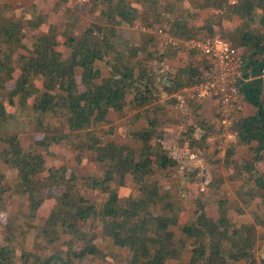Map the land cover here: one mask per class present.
Segmentation results:
<instances>
[{"label": "trees", "instance_id": "obj_1", "mask_svg": "<svg viewBox=\"0 0 264 264\" xmlns=\"http://www.w3.org/2000/svg\"><path fill=\"white\" fill-rule=\"evenodd\" d=\"M85 1L89 13L98 15L97 23L85 29L71 9L65 10L59 28L46 14L33 13L25 24L7 15L8 5L0 7V90L6 97L0 99V141L6 145L0 155V214L6 216L0 220V264L115 261L120 253L102 249L100 241L125 250L122 259L127 264H264V258H255L257 244L264 240V0H201L190 8L184 7L186 0ZM194 10L213 14L200 21ZM138 22L182 41L219 34L241 52L237 85L256 113L237 123V142L227 146L224 164L232 171L228 181L244 184L235 190L244 206L260 199L254 223L234 221L231 210H240L225 191L212 201L194 197L195 210L184 220V208L161 192L157 171L184 168L165 146L166 129L158 118L166 104L178 102L161 99L192 86L200 72L191 63H184L175 78H169L167 70L161 72L164 67L155 66L151 48L160 45L161 37L140 31V41L132 43L119 33L120 27ZM25 28L38 34L29 46ZM173 50L167 45L158 61L175 58ZM111 114L127 119L132 144L105 140L118 130ZM23 118H34V130L43 136L28 150L18 132ZM201 118L181 144L194 155L208 146L212 131ZM52 146L96 154L102 175H90L84 186L106 196L103 201L85 199L65 156L63 165L47 166ZM240 146L251 147L249 158L235 159ZM200 173L185 169L182 182L196 185ZM127 176L138 195L122 201L118 188ZM220 185L211 179L200 190L219 192ZM13 199L26 209L12 211L8 203ZM48 199L55 203L40 225L39 213ZM163 204V212L156 213Z\"/></svg>", "mask_w": 264, "mask_h": 264}, {"label": "rangeland", "instance_id": "obj_2", "mask_svg": "<svg viewBox=\"0 0 264 264\" xmlns=\"http://www.w3.org/2000/svg\"><path fill=\"white\" fill-rule=\"evenodd\" d=\"M58 0H0V7H4V5H8L7 8V15L14 20H24V23L26 24L25 19L33 13H41L46 14L48 16L49 23L57 25L59 28H62L64 24V12L66 9H71L74 12L77 13V16L79 18L80 25L83 29L89 27L93 23H97V14H91L89 13V6H87V3L85 0H74L69 4H65L62 7L57 4ZM201 3V0H186L184 2V7H196ZM212 12L209 10H203L202 12H198L194 10L195 18L200 21H206L210 17H212ZM140 23H136L133 27H120L119 33L124 38L130 39L132 43H138L140 41ZM46 30V26L43 28ZM26 34H27V41L25 42L26 45H30L29 42H33L35 40V37L38 35L36 31L30 30L28 28H25ZM157 35V34H155ZM159 36V35H157ZM160 37V36H159ZM208 36H202L200 40H205ZM210 37V36H209ZM29 41V42H28ZM158 47L153 46L152 52L155 53L154 63L155 66L158 68L161 64L159 60V55L162 51L165 50V46L167 44L163 41L161 38V42H159ZM156 49V51H155ZM176 51V50H173ZM177 52V51H176ZM178 53V52H177ZM187 62V61H185ZM180 63V62H179ZM185 64H180L178 67L175 68H168L167 71L171 72L172 75L168 76L169 78H175L178 70L183 68ZM99 67L104 70V73L107 74V69L102 65L99 64ZM161 67V65H160ZM163 67V66H162ZM175 93H172L171 95H168L165 99H167L165 102L163 99H161V102L166 103L169 99H176L178 103L171 102L168 105V108H171L172 110H168V108L163 109L164 111L159 114L160 120L163 122V125L166 129V139L164 141L165 146L171 151L172 155L174 157H177L179 161L184 165V168H179L178 166L176 168L169 169L166 172L157 171L156 178L160 182V190L162 193H167L168 195V201H172L176 203V206H182L183 209V220L186 219L189 214L194 212L195 206L193 199L194 197H201L206 200L211 199L215 200L218 198V195L222 193L223 189L222 186L224 183L229 182L228 177L231 171H228L224 164V155L226 154L225 148V140L223 133L219 131V129H222L220 119L217 117V115H213L212 117H204L205 122L208 125L212 126L211 136L208 141V146L204 149L197 150V154L194 155L190 152L189 149H187L184 146H182V141L185 139V133L188 131L190 127H196L198 126V123L203 120L201 118L202 116V105L203 102L207 99H205L202 103H189L185 104L182 103L179 98L174 97ZM5 94L0 90V99H5ZM196 104L198 106H196ZM200 106V107H199ZM216 113V111H215ZM252 113H256V110L249 107L248 105H245L244 110L237 114L234 119V128L237 130V123L241 121L243 118L249 116ZM34 118H23L21 119V126L19 127V137L21 140V144L24 147V149L28 150L30 147H32L35 142L42 139V134L37 133L34 130ZM140 128L142 127V124ZM138 125V126H139ZM145 125V124H144ZM225 139H227L225 137ZM108 142H113L118 145H130L132 144V139L129 135V131H126V122L120 123V126L118 130L115 131V133L112 136H106L105 138ZM6 148V145L1 143L0 141V155L2 151ZM52 157L46 156V164L48 167L56 166L59 167L63 165L64 163V156H65V164L69 168L70 172H73L78 177V183L81 189V192L85 199L88 202L92 201H103L106 196L100 195L97 192H93L90 189L86 188L84 186V183L90 175H102V170L100 168V165L96 159V154L93 153H85L80 154L76 151H73L71 149H66L64 147H56L52 146ZM212 155L214 157L210 158ZM1 164V160H0ZM187 169V171H194L195 169H199L201 171L200 178L201 182L197 183L196 185H192L190 183L184 184L182 182V172ZM8 172V170H7ZM10 176H13V172H8ZM11 178V177H10ZM217 180L220 181V191H210L208 189H205L204 192L200 190L206 183H208L210 180ZM125 185L123 187H119L118 191L122 198V201L130 194L138 195V190L135 187L132 178L130 176L125 177ZM183 185V186H182ZM113 187V186H111ZM226 188V186H223ZM58 193V192H56ZM231 193V197H232ZM229 197V196H228ZM229 197V198H231ZM209 202V201H207ZM53 199H48V201L44 204L43 208L40 210L39 213V220L38 223L40 225L44 224V220L46 219L49 210L54 205ZM9 206L12 211L15 210H25L26 206L21 203L19 200H10ZM165 205H160L158 208H156L154 211L156 213H162L164 210ZM209 209V208H208ZM209 211V210H208ZM211 215H216L215 211L209 212ZM5 215L0 214V220H5ZM85 231L89 230V226L85 225L84 227ZM176 230V229H175ZM100 233V232H99ZM99 245L104 250H110L112 253L120 255L114 260H109L106 264H127L123 259L122 255H126L127 252L125 250H122L120 248L116 247H109L106 246V243L103 241L99 242ZM118 252V253H117ZM90 259V258H89ZM89 264H97V261L94 259H91L89 261Z\"/></svg>", "mask_w": 264, "mask_h": 264}, {"label": "built area", "instance_id": "obj_3", "mask_svg": "<svg viewBox=\"0 0 264 264\" xmlns=\"http://www.w3.org/2000/svg\"><path fill=\"white\" fill-rule=\"evenodd\" d=\"M140 31L159 35L174 50L186 54L188 64L199 66L200 76L196 78V82L176 91L174 97L185 104L202 103L205 99L214 102L222 133L227 138L224 137L226 151L227 146L237 142L238 133L234 128V119L246 105L237 85L242 78L241 52L233 49L231 43L220 36L182 41L159 27H140Z\"/></svg>", "mask_w": 264, "mask_h": 264}, {"label": "crops", "instance_id": "obj_4", "mask_svg": "<svg viewBox=\"0 0 264 264\" xmlns=\"http://www.w3.org/2000/svg\"><path fill=\"white\" fill-rule=\"evenodd\" d=\"M200 12H202V11H200ZM214 36H220V35L218 34V35H214ZM214 36H211V37H214ZM166 48H167V46H165V50H166ZM185 61H187L186 54L178 52V53H176V57L175 58L167 59L166 62L161 63V65H163L164 68L162 70H160V71L161 72H166V70L168 68H175V67H178L180 64L183 65L184 63H187ZM167 96L168 95L165 94L164 97L162 98L164 102L167 100V99H165ZM167 108H168V106L166 107V109ZM168 110H172V109L168 108ZM215 111H216V107H215V104H214V102L212 100L207 99V100H205L203 102L202 113H201L203 118L204 117H212L215 114ZM135 112L136 111H133V113H130V115H133ZM113 115L114 114H111L110 119L115 120L113 125L117 126L118 128L120 126V123L127 122L126 118H124V119H116V116L114 117ZM255 146H256V143H253L251 145V147H255ZM251 147H249V146H240V147H238L237 150H236L235 159L239 160V159L249 158L251 156V152H250V148ZM210 158H212V156ZM223 161H224V159H223ZM231 173H232V171L230 172V174ZM243 185L244 184H243V182L241 180L234 181V182H231V183L227 182V183H224V185H223V186H226V188L222 186V189H223V191L228 193L229 197H231V193H232L233 196L231 198H229L232 203H236L237 202V205H238L237 206V210H240V211L238 213L237 212L235 213L233 210H231V212H230V214L233 215V217H234V221L235 222L254 223L255 222L254 218L257 217V215L261 211L260 210L261 201H260V199H256L255 201L250 203L248 206H244L242 204V202L238 200V197H237L236 191H235L236 189H240V187H242ZM215 213H216V211H215ZM217 216L214 215L215 218H217ZM258 229H259V232H262L261 228H258ZM255 255H256L255 258H257V260H261V259L264 258V240H261V241L258 242L256 250H255Z\"/></svg>", "mask_w": 264, "mask_h": 264}]
</instances>
